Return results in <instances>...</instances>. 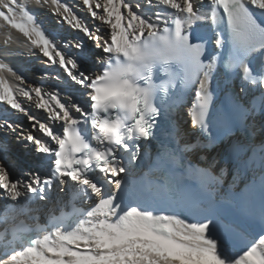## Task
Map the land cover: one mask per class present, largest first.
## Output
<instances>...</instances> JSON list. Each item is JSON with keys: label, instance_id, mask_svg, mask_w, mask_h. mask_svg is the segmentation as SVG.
Here are the masks:
<instances>
[{"label": "snow or ice", "instance_id": "1", "mask_svg": "<svg viewBox=\"0 0 264 264\" xmlns=\"http://www.w3.org/2000/svg\"><path fill=\"white\" fill-rule=\"evenodd\" d=\"M84 6L99 26L64 0H0V21L85 97L73 102L33 86L0 61V102L23 113L39 135L7 118L0 132L43 154L46 168L13 176L11 146L0 141V201L10 202L0 214V264H264V207L247 225L259 229L251 245L234 255L236 225L132 202L129 180L186 92L194 93L188 114L203 146L218 142L210 131L218 77L238 81L224 123L242 126L250 142L261 137L264 170V0H81ZM33 7L51 8L83 36L62 40ZM18 96L44 110L48 122L29 115Z\"/></svg>", "mask_w": 264, "mask_h": 264}, {"label": "bare ground", "instance_id": "2", "mask_svg": "<svg viewBox=\"0 0 264 264\" xmlns=\"http://www.w3.org/2000/svg\"><path fill=\"white\" fill-rule=\"evenodd\" d=\"M64 2H68L70 6L75 4L74 11L84 18L86 23L90 25L95 23L97 26L101 23L89 19V14L87 15L86 9L80 7L81 0H64ZM32 11L38 14L45 28L49 30L54 29L57 35L60 33L58 36H60L62 40H74L82 36V33L78 30L71 29L67 24L61 23L60 18L52 12L51 8L33 7ZM6 41L7 43H5ZM88 47L92 48L90 42L88 43ZM30 48L31 45L27 43L22 34L17 30L11 29L3 21H0V61L7 63L14 70L18 71V73L30 74L29 78H25L33 86H42L46 91H59L63 97L70 98L74 102L82 103L84 100L82 96L84 94H79L78 89H80V86L76 85L75 82L65 79V74H61L62 70H59L55 65L50 67L46 66L45 68L34 67L37 65H44V63L39 56L29 53ZM96 53L97 55L99 54V52ZM45 73L49 75L45 76ZM6 75L8 76L9 83L14 88L18 86L22 87L14 77H11L10 74ZM42 75H44V78L41 77ZM56 75H60L59 80L55 78ZM39 78H42V80H39ZM76 97L77 99L75 100ZM18 98L27 110L34 112L38 116L37 119L40 120L39 117H44V110L36 108L34 103L27 101L26 98L19 96ZM4 118H7L9 122L15 121L24 129L32 131L34 135H39L31 128V124L24 123L21 113L15 110H9V106H5L2 103L0 104V122H2ZM40 121L48 122L47 120ZM59 123L60 122H57V126ZM191 129L193 130L190 123L186 125L184 120L180 121L179 130L181 135L179 137L184 139L181 141V144L188 143L191 145L190 143L195 136V134L191 132ZM5 140L11 146V152L8 155V163L11 160L14 161V157H16L18 161L22 163L21 165L18 164V166H22L25 170L46 171V168L40 163L44 159V156L34 152L30 145L17 142L15 136L12 134L6 135L0 132V141ZM187 149L188 148L184 150V154L185 157L188 158V162L193 164L194 169L199 168V171L196 173L192 171L189 176L193 179L198 176L204 177L208 182L204 184V194H207L209 197H214V200H202L201 195L198 193V200L202 206V210L209 216H214L222 221L236 225L239 233L249 242V245H251V239L256 236L259 229H248L247 225L253 220L259 219L262 207H264V200L259 199L252 193L254 189L252 184L253 178L257 175L259 170L253 168H245L244 171L239 169L235 170L233 165L224 163L220 154L213 156L211 153L206 154L199 150L188 152ZM200 169H204L206 174L201 173ZM207 172H209V175ZM11 174L13 176L17 175L14 170ZM7 202L8 201H0V209L1 205ZM160 211H163L165 214L173 212L168 206L163 207ZM243 250L246 249L233 242L232 254H242Z\"/></svg>", "mask_w": 264, "mask_h": 264}, {"label": "rangeland", "instance_id": "3", "mask_svg": "<svg viewBox=\"0 0 264 264\" xmlns=\"http://www.w3.org/2000/svg\"><path fill=\"white\" fill-rule=\"evenodd\" d=\"M87 15H88V13H87ZM66 24V23H65ZM58 35H60V33H58ZM34 67H36V68H39V67H46L45 65H41V66H34ZM48 67V66H47ZM24 72H26V71H24ZM25 75V77H27V78H29L30 76V74H24ZM44 75H42L41 77H43ZM44 78V77H43ZM49 78H50V76H49ZM29 80V79H28ZM39 80H42V78H39ZM52 81V80H51ZM55 81V80H54ZM53 82V81H52ZM3 102H0V104H2ZM28 111V114L29 115H34V116H36V114L34 113V112H31L30 110H27ZM21 115H22V118L24 119V123H27V124H31L32 122L31 121H29L28 119H27V117L23 114V113H21ZM45 118H47V114L45 113V116H44ZM9 167H10V171L12 172L13 170H14V172L17 174V175H19L20 174V172L22 171V170H25V168L23 169L22 168V166H18V164L19 165H21L22 163L21 162H19L18 161V159L16 158V157H14V161L13 160H11L9 163ZM26 170H28V169H26ZM19 172V173H18Z\"/></svg>", "mask_w": 264, "mask_h": 264}]
</instances>
